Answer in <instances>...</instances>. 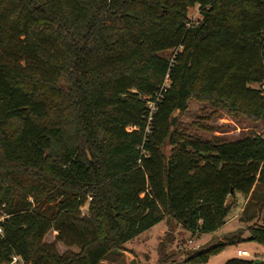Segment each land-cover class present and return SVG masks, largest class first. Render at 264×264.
Segmentation results:
<instances>
[{
  "label": "trees",
  "instance_id": "1",
  "mask_svg": "<svg viewBox=\"0 0 264 264\" xmlns=\"http://www.w3.org/2000/svg\"><path fill=\"white\" fill-rule=\"evenodd\" d=\"M262 81L264 0H0V264H102L166 216L214 231L238 192L264 246V135L204 138L176 113L264 118Z\"/></svg>",
  "mask_w": 264,
  "mask_h": 264
},
{
  "label": "rangeland",
  "instance_id": "2",
  "mask_svg": "<svg viewBox=\"0 0 264 264\" xmlns=\"http://www.w3.org/2000/svg\"><path fill=\"white\" fill-rule=\"evenodd\" d=\"M188 16L193 22L200 19L201 13L198 4L189 7ZM175 52V48L163 51L167 55H173ZM252 86L258 87V83H252ZM176 113L179 115L181 124L185 127L184 130L204 138L218 136L233 139L255 132L264 135V118L246 115L236 117L227 113L222 107L214 106L208 101H201L194 97L190 98L186 111H176ZM170 149L171 144L166 143L165 152L169 153ZM230 201L232 207L228 214V220L217 231L194 232L176 218L166 216L124 242L121 248L113 250L111 255L102 261V264H226L229 258L239 257L236 253V248L239 246H244L250 251V255L240 258L264 260L263 244L248 238L250 231L247 226L250 222L242 218V209L247 201V196L238 192L236 199L231 197ZM82 212L87 213V203L82 206ZM234 214L236 217H233ZM230 217L233 218L230 219ZM263 218L264 212L260 215V220ZM236 230L242 235L240 240L236 236L228 238L225 235V233H233ZM55 235L56 231L50 230L45 239L52 241ZM219 241H227L226 246L220 251L210 254L207 260L183 261L191 251ZM57 247L60 252L78 248L76 245H66L62 241L57 242ZM164 254L165 258L162 259Z\"/></svg>",
  "mask_w": 264,
  "mask_h": 264
},
{
  "label": "built area",
  "instance_id": "3",
  "mask_svg": "<svg viewBox=\"0 0 264 264\" xmlns=\"http://www.w3.org/2000/svg\"><path fill=\"white\" fill-rule=\"evenodd\" d=\"M168 80L166 79V81L161 85V88L156 92L155 94V99L154 100H150L149 101V107L151 108V112H150V115L148 116V120L150 121L152 119V111L153 109H155L156 107V101L158 99H160V97L162 96L163 94V90L166 89V86L168 84L167 82ZM258 83V87L262 89V92L264 93V81L262 82H257ZM9 214L6 213L5 211H3L2 208H0V232H2V225H1V222L5 219L6 216H8ZM236 253L239 257L241 256H248L250 255V251L248 248L246 247H242V246H239L236 248ZM17 261H21V257L18 256V255H14L13 258H12V262H17Z\"/></svg>",
  "mask_w": 264,
  "mask_h": 264
},
{
  "label": "water",
  "instance_id": "4",
  "mask_svg": "<svg viewBox=\"0 0 264 264\" xmlns=\"http://www.w3.org/2000/svg\"><path fill=\"white\" fill-rule=\"evenodd\" d=\"M261 262H262L261 259H255V260H254V263H255V264H258V263H261Z\"/></svg>",
  "mask_w": 264,
  "mask_h": 264
},
{
  "label": "crops",
  "instance_id": "5",
  "mask_svg": "<svg viewBox=\"0 0 264 264\" xmlns=\"http://www.w3.org/2000/svg\"><path fill=\"white\" fill-rule=\"evenodd\" d=\"M235 199H236V197H235ZM236 203V202H235ZM233 217H236V214H234V216ZM233 217H230V219L231 218H233ZM218 229H216V230H214V231H217ZM225 235H227V233H225ZM242 247H244V246H242ZM257 259V258H256ZM262 261H263V259H261Z\"/></svg>",
  "mask_w": 264,
  "mask_h": 264
}]
</instances>
